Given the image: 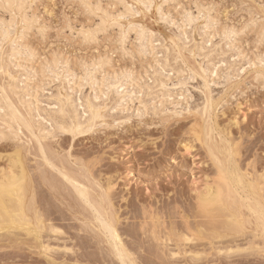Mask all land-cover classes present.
Wrapping results in <instances>:
<instances>
[{
    "label": "rangeland",
    "instance_id": "rangeland-1",
    "mask_svg": "<svg viewBox=\"0 0 264 264\" xmlns=\"http://www.w3.org/2000/svg\"><path fill=\"white\" fill-rule=\"evenodd\" d=\"M118 1H28L31 4L28 3L27 6L29 17L39 16L40 21L39 25L33 27L23 37L22 42L20 41L33 53V57H25L23 62H27L29 71L34 74L28 79L34 108L52 109L53 106L49 105L52 104L50 97L62 92H66V95L68 90H71L68 93L71 97H79L83 93L85 98L93 101L95 93L83 81L84 70L88 65H92L94 60H102V57L106 58L103 59L106 65L114 62V66H105L103 76L107 74L111 77L116 74L117 69H123L133 75L134 84L141 86L146 93L143 91L145 94H140L138 98L124 104H116L112 95L108 98L103 95V98L99 99L101 105H98L102 108L101 111L107 106L104 108L106 111H102V115L106 117L96 121L95 131L92 129L90 133L75 138L70 133L60 134L57 129L52 130L51 124L40 118L28 117L24 106L22 105V108L19 105L21 102H18V96L16 98L10 90L13 81L4 70L0 71L1 91L9 92L6 94L10 95L8 97L13 101L12 105L19 109L20 116L22 114L21 117H25L24 121L30 123L33 129L32 131L20 126L15 130L17 136L14 139L0 141V175L5 177L14 169L13 156L19 150L21 156L23 155L22 164L28 181L24 196L26 213L34 231L36 230L34 233L32 229V234L19 229L0 230V264L121 263L99 222L96 221L94 211L85 207L86 204L80 200L77 192H74L73 185L66 183L61 174L69 175L83 184L94 203L101 204L110 215L115 216L119 234L126 249L131 252V260H135L136 264H264V233L260 223L262 220H259L258 215L264 211V84L256 81L259 75L264 76V65L260 61V56L264 55V0H153L156 6L165 5L159 13L155 7L149 13L140 3L137 4L136 0H123L124 4L131 6V10L140 13L136 17L127 15L129 17L125 16L126 20L118 21L121 26L124 25L126 37L120 38L119 28L111 30L107 35L101 30L97 36L99 44L85 43L81 29L84 32L94 30L98 21L89 16L90 11L84 5L100 4L102 11L113 16L125 10ZM34 4L37 5L35 8ZM210 4H215V8L210 10ZM196 6L201 7L202 18L188 28L184 35L179 26L182 15L185 12L199 15ZM161 12L163 19L159 18ZM100 14L98 12L96 16L100 17ZM169 14L171 19L177 21V26L167 22ZM207 15H211L215 25L209 30V38L204 29L206 23H203L206 22ZM3 17L7 19L9 16L0 8V18L5 19ZM53 20L54 27L49 23ZM220 20L224 21L229 29L244 32L247 28V32L241 36L231 35L233 39L227 41L223 35V24L219 28L215 24V21ZM132 23L134 26L142 24L139 27L144 28V33L150 37L148 53L143 51L142 41L136 32L127 31V28H130L128 25L133 26ZM45 27L51 30L37 31V28ZM159 36L161 39L164 36L165 41ZM5 43L1 49L3 60L11 53L10 44ZM199 46L204 49V53H210L209 57L218 56L213 63L207 62L205 56L198 55L199 51L196 49L198 50ZM189 50H192L190 55ZM166 57L170 63L173 62L172 67L175 65L178 68V72L164 67L167 65ZM54 58L63 62V66L72 71L71 74L76 73L82 85L85 83L80 90L82 93H75L77 88L72 89V83L69 84L66 78L62 77L63 73L62 79H57V75L54 79L55 74H49L45 70L44 61ZM5 60L3 64L8 63ZM8 64L9 67L7 64L4 67L7 66L6 69L8 68L12 76L25 74L17 66L16 70L13 64ZM13 70L17 71L16 74ZM96 74L100 76V73ZM22 75L18 76L17 84L20 87L26 85L23 83L25 76ZM16 76L15 84L18 82ZM75 83L74 85L78 86V83ZM104 89L102 91H106ZM62 95L65 96L64 93ZM99 100L94 101L97 104ZM188 107L191 108L188 110ZM39 119L49 130L42 133L39 131ZM33 120L36 122L33 123ZM4 128V123L0 121V130ZM37 135H40L38 141L44 148L42 150L47 152L44 155H48V151L53 152V155L49 153L46 156L51 157L49 165L45 163L42 157L44 155L40 156L39 152L43 151L41 146H38ZM44 146L49 147L47 149ZM54 165L62 171L61 174L57 168V171L53 170ZM221 171L229 176V192L233 193V196L230 194L229 207L225 212L208 216L199 207L200 199L206 189L213 186L212 183L214 186L217 184ZM246 176L249 177L245 178ZM239 177L243 179L244 186L235 183ZM232 188L236 192L230 191ZM247 195H250V202ZM250 208L257 209V214ZM236 212L240 214L243 222V230L239 231L240 233L233 231L231 222L229 223V217ZM51 228H59L62 236L59 233L52 234ZM49 234L51 237H48ZM184 237L193 240L185 241ZM168 238L170 241L166 242ZM216 240L219 241L216 243ZM227 249L233 252L225 253Z\"/></svg>",
    "mask_w": 264,
    "mask_h": 264
},
{
    "label": "bare ground",
    "instance_id": "bare-ground-1",
    "mask_svg": "<svg viewBox=\"0 0 264 264\" xmlns=\"http://www.w3.org/2000/svg\"><path fill=\"white\" fill-rule=\"evenodd\" d=\"M29 0H0V8L5 12V13H7L8 14V18L6 19L5 17H3V18H5V19H1L0 18V71L1 70H4V72L7 74V76L8 77H10V79L13 81V83H11V85H10V90H11V92L14 94V95H16V98H17V96H18V100H20V101H18L20 104L19 105H23L24 106V109H26V111H27V113L29 114V116L28 117H33V118H40L42 121H45V122H47V123H49V124H51V128H52V130L54 129V130H58V132H60V134L62 133H70L73 137H75L76 138V136H78V135H82V134H85V133H90V131H92V129H94V126L96 127V125H95V123H96V121L98 120V119H103V118H105L106 117V115L104 116V115H102V111L103 110H105L106 108L105 107H107L106 105H105V109L103 108V110L101 111V109L102 108H100V106L99 105H101V104H99V102H100V98H103V95H105V96H107V98L108 97H110V95H112L114 98L113 99H115V102H116V104H124L125 102H127V101H129V100H132V99H134V98H138L137 96L138 95H140V94H145L146 93V91H145V89L144 90H142V87L140 86V87H138L136 84H134V80H133V75L132 74H130V73H128V75L131 77V79H127V77H125V79L127 80V86L125 87V89H124V92L123 93H120V92H118L117 91V89L115 88V87H110L109 85H107V84H105V79H106V76L104 75L103 76V72H104V68L105 67H103L102 69L101 68H99V67H95L93 64L92 65H88L87 67H86V70H84V75L85 76H83L84 77V79H83V81L87 84L86 86H88V87H90L91 88V90L95 93V94H93L94 96V100H99V101H97L98 103L96 104L95 102L96 101H92L90 98H85V95L82 93V92H80V90L82 89V87H84L83 85L85 84H83L82 85V81L80 80V79H78L79 78V76H78V78H77V75H76V73H74L75 75H73V74H71L72 73V71L71 70H68V68L67 67H65V66H63V62H60V60L58 59V58H54L53 60L51 59V60H46V61H44V67H45V70L49 73V74H55L54 76H53V78L55 79L56 78V75L58 76L57 77V79H62V77H65L66 78V80L68 81V83L69 84H71L72 86V89H74L75 90V88H77V92H75L76 94H79V93H82L81 95H79V97H71V94H68L71 90H68L69 92L65 95V93L66 92H62L61 94H57L56 96L54 95V96H52V97H50L51 98V100L50 101H52V104H49V105H51V106H53V108L52 109H49V110H46V108H42L41 110H43V111H41L40 109H38V107H36V108H34L33 107V105L35 104H33V99H32V95L33 94H31L30 93V90H29V81H28V79H31V77H33L34 76V74H33V72L32 71H29V69H28V67H27V62H23V60H24V58L25 57H27V58H31V57H33V53L29 50V48H27V46H24L21 42H22V39H23V37L34 27L33 25H34V21H33V18L31 17H29V14L27 13V6H28V2ZM138 3L137 4H141V5H143L144 3H145V0H136ZM122 3V4H124V2L125 1H123V0H119L118 1V3ZM148 2H151V3H153L154 1L153 0H148ZM32 3V2H31ZM30 4V3H29ZM31 5V4H30ZM29 5V6H30ZM86 5H89V7L87 8L89 11H90V13H95V14H97L98 12H100L101 14H100V16H103V14L105 13L104 11H102V9L100 8L99 10L95 7V6H93L92 4H90V3H87ZM129 5V4H128ZM159 6V5H158ZM197 7V6H196ZM199 7V6H198ZM131 8V7H130ZM130 8H124L125 10H123V12L122 13H128L129 14V16H130V13L133 11V10H131ZM201 8V7H200ZM31 9V8H30ZM135 10V9H134ZM160 11V10H159ZM156 12H158V11H156ZM121 13V12H120ZM150 13V12H149ZM159 13V12H158ZM189 13V12H188ZM206 13V12H205ZM209 13V12H208ZM207 14V13H206ZM210 14V13H209ZM147 15V14H146ZM158 15V14H157ZM160 15V14H159ZM200 15V14H199ZM99 16V15H98ZM109 16V15H108ZM126 16V18H128L127 17V15H125ZM152 16V15H151ZM133 17V16H132ZM131 17V18H132ZM136 17V16H135ZM164 17V16H163ZM203 17H204V15H203ZM206 17V16H205ZM208 15H207V17H206V22H203V23H206V25H204L205 26V30H206V35H207V37L209 38L210 36H209V30H211L212 29V27H214L215 25H214V23H213V20H212V18H211V20H209L208 19ZM149 18V17H148ZM159 18H162L161 17V15H160V17ZM125 19V18H124ZM123 19V20H124ZM163 19V18H162ZM255 19V18H254ZM126 20V19H125ZM131 20V19H130ZM130 20H128V21H130ZM161 20V19H160ZM164 20H166L165 18H164ZM153 21V20H152ZM159 21V20H158ZM163 21V20H162ZM162 21H160V22H162ZM199 21H200V19H199ZM166 22V21H165ZM136 23V22H135ZM134 23V24H135ZM148 23V22H147ZM158 23V22H157ZM163 23V22H162ZM257 23V22H256ZM110 24V23H109ZM120 24V23H119ZM127 24V23H126ZM138 24V23H137ZM150 24V23H149ZM197 24V23H196ZM20 25V26H19ZM121 25V24H120ZM132 25H133V23H132ZM136 25V24H135ZM142 24H140L139 23V26H141ZM155 25V24H154ZM158 25H162V24H158ZM203 25V24H202ZM254 25V24H253ZM122 26H124V25H122ZM128 26H130V28L128 29L127 28V26H126V28H127V31L128 32H131V31H135L136 33L135 34H137V37L142 41L141 42V46H142V48H143V51L144 52H146V53H148V51H149V49H148V44L150 43V37H148L145 33H144V28H142V27H139V26H132L131 27V25H128ZM263 26V25H262ZM146 27V26H145ZM201 27V26H200ZM199 27V28H200ZM125 28V27H124ZM202 28V27H201ZM200 28V29H201ZM264 29V28H263ZM262 29V30H263ZM125 30V29H124ZM147 30V29H146ZM155 30V29H154ZM164 30V29H163ZM198 30V29H197ZM197 30L195 31L196 33H197ZM194 32V33H195ZM148 33V32H147ZM152 33H154V32H151V34ZM200 34H201V32H199ZM263 34H264V31L262 32ZM126 34V33H125ZM129 34V33H128ZM127 34V35H128ZM155 34V33H154ZM158 34H159V32H158ZM198 34V33H197ZM202 34H204V32L202 33ZM263 34H261V35H263ZM192 35V34H191ZM196 35V34H195ZM194 35V36H195ZM224 35V34H223ZM149 36H150V32H149ZM153 36H155V35H153ZM170 36V35H169ZM193 36V35H192ZM126 37V36H125ZM160 37V36H159ZM158 37V38H159ZM234 37V36H233ZM233 37L231 36V35H228V36H225L224 35V38H225V40H231V39H233ZM163 38H164V36H163ZM162 38V39H163ZM166 38H168V36L166 37ZM194 38V37H193ZM195 38H197V36L195 37ZM156 39V38H155ZM160 39H161V37H160ZM161 39V40H162ZM169 39V38H168ZM190 39V38H189ZM160 40V41H161ZM164 40V39H163ZM173 40V39H172ZM193 40V39H192ZM196 40V39H195ZM195 40H194V42H195ZM200 40H201V37H200ZM21 41V42H20ZM165 41V40H164ZM199 41V40H198ZM5 42H7V43H5ZM172 42V41H171ZM176 42V41H175ZM7 44V45H9V47L11 46V53L10 54H7L8 56L5 58L4 57V60L5 59H7V60H5V62L6 61H8V63H10V64H13L14 66H15V69L17 70L18 68L19 69H22L23 70V72L25 73V74H21V73H19L20 71H18V73H19V75H22V76H25L24 77V81H23V83H25L26 85H24L23 87H20L19 86V84H17V83H19V78H18V74H16V72L17 71H15V70H13V73H14V71H15V74L17 75H15V74H13V75H15L17 78H18V82L16 81V84H15V76H12L11 74H10V72L8 71V68L6 69V67H4V65L5 64H7L8 65V67L10 66L8 63H5V64H3V58H2V45L3 44ZM165 43V42H164ZM185 43H187V42H185ZM192 43V42H191ZM199 43V42H198ZM197 43V44H198ZM166 44V43H165ZM179 44V43H178ZM188 44V43H187ZM167 45V44H166ZM173 45H175V44H173ZM183 46V45H182ZM195 46H197V45H195ZM202 46V45H201ZM169 47V46H168ZM172 46H170V48H171ZM179 48H181L180 47V45L178 46ZM186 46H184V48H185ZM203 47V46H202ZM202 47H200L199 46V48H198V50L196 49V51H199V53H198V55L200 54L201 55V57L202 56H205L207 59H208V61L207 62H209V63H213V61H214V59H216L215 58V56H212V57H209L208 55L210 54L209 52L208 53H204V49L202 48ZM167 48V47H166ZM173 48V47H172ZM184 48H183V50H184ZM6 49H7V47H6ZM10 49V48H9ZM175 49V48H174ZM191 49H193V48H191ZM168 50V49H167ZM172 50V49H171ZM190 51L192 52V50H189V55L190 54H192V53H190ZM168 52H169V50H168ZM172 52V51H171ZM181 52H182V50H181ZM203 52V53H202ZM179 54V53H178ZM169 55H170V53H169ZM180 55V54H179ZM196 55H197V52H196ZM165 56H167V55H165ZM173 56V55H172ZM193 56V55H192ZM200 57V58H201ZM171 58V57H170ZM174 58H175V55H174ZM197 58V57H196ZM199 58V59H200ZM205 58V59H206ZM2 59V60H1ZM165 59V58H164ZM166 59H167V61H166V63H167V65L166 66H164L165 68H170V70L171 71H177L178 70V68H176L175 67V65L172 67V63H170L169 62V58H167L166 57ZM173 59V58H172ZM192 59V58H191ZM195 59V58H194ZM165 61V60H164ZM170 61H171V59H170ZM96 63L97 64H107V63H105L103 60H97L96 61ZM177 63H178V61H177ZM206 65V64H205ZM208 65V64H207ZM12 66V65H11ZM16 66L18 67V68H16ZM86 66V65H85ZM203 66H204V64H203ZM208 66H212V64L211 65H208ZM13 67V66H12ZM43 67V68H44ZM183 67V66H182ZM204 67H206V66H204ZM203 67V68H204ZM14 68V67H13ZM12 68V69H13ZM167 68V69H168ZM179 68H180V66H179ZM200 69H201V67H199ZM203 68H202V70H203ZM207 68H209V67H207ZM206 68V69H207ZM10 69H11V67H10ZM9 69V70H10ZM84 69H85V67H84ZM163 69V68H162ZM190 69V68H189ZM205 69V68H204ZM211 71H212V69L211 68H209ZM208 69V70H209ZM195 70V69H194ZM208 70H206V71H208ZM11 72H12V70H10ZM70 71H71V73H70ZM168 71V70H167ZM4 72H1L2 73V75L4 74ZM178 72V71H177ZM64 75H63V74ZM96 73H100L99 75L100 76H98ZM258 73V72H257ZM83 74V73H82ZM188 74H190L189 72H188ZM205 74H206V72H205ZM264 74V73H263ZM61 75H63L62 77H61ZM195 75H197V74H195ZM26 76H27V78H26ZM202 76V75H201ZM257 76V75H256ZM19 77H21V76H19ZM51 77V76H50ZM81 77H82V75H81ZM82 77V78H83ZM230 77V76H229ZM233 77V76H232ZM64 78V79H65ZM81 78V79H82ZM109 78V80H110V82H115V83H119V81H116V79H115V74L113 75V76H111V77H108ZM22 79V78H21ZM258 80H256L257 82L259 81H261V83H263L264 84V76H262V75H259L258 76V78H257ZM10 80V81H11ZM203 80H204V78H203ZM4 81V80H3ZM22 81V80H21ZM65 81V80H64ZM80 81H81V83H80ZM156 82H157V80H155ZM180 81V80H179ZM78 83V86H77V84L76 83ZM74 83L76 84V85H74ZM8 84V83H7ZM6 84V85H7ZM15 84V85H14ZM21 85V84H20ZM22 86V85H21ZM123 86V85H122ZM183 86V85H182ZM7 87V86H6ZM74 87V88H73ZM103 88H105L106 89V91H102L103 90ZM104 89V90H105ZM2 89L0 88V121L2 122V123H4V125H5V128L3 129V130H0V141H9V140H12V139H14L15 138V136H17L16 134H15V130L16 129H19L20 128V126H25L27 129H31L32 131H33V129L31 128V126H30V123L28 124V122H26V121H24L25 120V117H21L22 116V114H21V116H20V113H19V109L17 110L13 105H12V103H11V101H10V97H8V96H10V95H7V94H9V92L7 93L5 90L2 92L1 91ZM62 90V89H61ZM64 90V89H63ZM8 91V90H7ZM143 91H145V93L143 92ZM55 92V91H54ZM57 92V91H56ZM7 93V94H6ZM53 93V92H52ZM64 93V95L65 96H63L62 94ZM75 95V94H74ZM147 95V94H146ZM210 96V95H209ZM211 99H212V97H210ZM110 99V98H109ZM112 99V100H113ZM49 101V100H48ZM206 101V100H205ZM209 102H211L210 101V99L208 100ZM13 102V101H12ZM102 103V102H101ZM202 103V102H201ZM213 103V102H212ZM99 104V105H98ZM214 104V103H213ZM102 105H103V103H102ZM23 106H22V108H23ZM205 106V105H204ZM204 106H203V108H204ZM210 106V107H209ZM209 108H211V103H209ZM213 106H215V105H213ZM187 108V107H186ZM191 107H188V110L190 109ZM215 108H216V106H215ZM214 108V109H215ZM45 109V110H44ZM201 110H204V109H201ZM211 110H213V108L211 109ZM106 111V110H105ZM209 110H207V112H208ZM21 112V111H20ZM195 112H196V110H195ZM202 112V111H201ZM215 112V111H214ZM42 113H43V115H42ZM103 113H106V112H103ZM200 114V113H199ZM212 114H214L215 115V113H212ZM26 115V114H25ZM208 115V114H207ZM207 115H206V117H207ZM202 116H203V114H202ZM209 116H211V114H209ZM209 116H208V118H209ZM27 117V118H28ZM22 118H24V119H22ZM201 118V117H200ZM214 118V117H213ZM32 119V118H31ZM39 119V121H38V126L36 125V124H34V126L36 125L37 126V128H39L40 130V132L42 133V132H45V131H47V130H49V128L46 126H43V123H42V121ZM200 120V119H199ZM210 120H211V118H210ZM30 122H31V120H29ZM101 121V120H100ZM104 121V120H103ZM217 121V120H216ZM34 122H36V120H33V123ZM44 122V123H45ZM99 122V121H98ZM102 122V121H101ZM100 122V124L102 125V123ZM198 122V121H197ZM209 123V122H208ZM46 124V123H45ZM97 124V123H96ZM99 124V125H100ZM216 124H218V123H216ZM104 125V124H103ZM213 125L215 126V123H213ZM35 126V127H36ZM209 126V125H208ZM210 127V126H209ZM213 127V126H212ZM217 127H219V126H217ZM214 128V127H213ZM212 128V129H213ZM23 129H25V128H23ZM36 129V128H35ZM207 129H209V128H207ZM51 130V134L53 133V131ZM217 130H219V129H217ZM23 130H21V132H22ZM38 131V130H37ZM94 131H95V129H94ZM204 131V130H203ZM20 132V133H21ZM32 133H34V132H32ZM37 133V132H36ZM39 133V132H38ZM40 133V134H41ZM47 133H49V132H47ZM214 133V132H213ZM222 133V132H221ZM221 133H220V135H221ZM224 133V132H223ZM30 134V133H29ZM69 134V135H70ZM209 134V133H208ZM32 135V134H31ZM34 135V134H33ZM42 135V134H41ZM46 135V134H45ZM216 135V134H215ZM40 137V135H37L36 136V138H37V141L39 140L38 138ZM43 136V135H42ZM52 136V135H51ZM201 136H203V134L201 135ZM46 137V136H45ZM71 137V136H70ZM219 137V136H218ZM222 137H224L223 135H222ZM229 137V136H228ZM18 138H19V136H18ZM35 138V137H34ZM35 138V139H36ZM213 138H214V136H213ZM225 138V137H224ZM197 139V138H196ZM219 139H221V138H219ZM226 139V138H225ZM228 139V138H227ZM223 140V139H222ZM33 141H35V140H33ZM203 141V140H202ZM17 142V141H16ZM28 142H29V140H28ZM36 142V141H35ZM197 142V141H196ZM19 143V142H18ZM40 143V141H38V144ZM204 143V142H203ZM230 143V142H229ZM206 144V143H205ZM204 144V145H205ZM18 145H20V144H18ZM37 145V144H36ZM213 145V144H212ZM230 145V144H229ZM233 145V144H232ZM39 147L41 146L40 144L38 145ZM206 146V145H205ZM228 146V145H227ZM32 147V146H31ZM39 147H37V148H39ZM45 147V146H44ZM48 147L49 146H47V147H45V148H47L48 149ZM41 148V150L42 149H44L42 146L40 147ZM206 148V147H205ZM213 148H214V146H213ZM230 148H231V146H230ZM46 149V150H47ZM209 149V148H208ZM216 149V148H215ZM214 149V150H215ZM38 150H40V149H38ZM50 150V149H49ZM217 150V149H216ZM43 151V150H42ZM206 151H208V150H206ZM216 152V151H215ZM224 152V151H223ZM234 152V151H233ZM39 153H41V155L40 156H42V155H44L45 153L47 154V152H45V151H43V152H39ZM49 153H50V155H51V153H52V155H53V152L51 151H48V155H49ZM212 153V152H211ZM69 154V153H68ZM208 154V153H207ZM218 154V153H217ZM14 155V154H13ZM48 155H44V156H42L43 158H44V160H45V163H48V165L50 164V158H48V157H46V156H48ZM232 156V155H231ZM15 157V160H13L12 162H13V164H14V169L13 170H11L10 171V173L8 174V175H4L5 177H2L1 175V179H0V230H4V229H6V230H10V229H19V231L20 230H24V231H26L27 233H29V234H32L33 232L31 231L32 229H33V227H32V222L30 221V219H29V217H27V213H26V208H25V198H24V196H25V191H26V188H27V175H26V172H25V170H24V167H23V164H22V158H23V155L21 156V152L19 151V150H17V152L15 153V156H13V158ZM67 157H69V156H67ZM234 157H235V155H234ZM42 158V159H43ZM53 158V157H52ZM54 159V158H53ZM231 159V158H230ZM52 160V159H51ZM68 160V159H67ZM225 160V159H224ZM235 160H236V158H235ZM43 161V160H42ZM69 161V160H68ZM232 161H233V157H232ZM12 162H11V164H12ZM63 162V161H62ZM66 162V161H65ZM44 163V164H45ZM54 163V162H53ZM60 163V162H59ZM68 163V162H67ZM232 163V162H231ZM58 164V163H57ZM235 164H236V162H235ZM26 165V164H25ZM61 165V164H60ZM67 165V164H66ZM27 166V165H26ZM55 166V165H54ZM53 166V167H54ZM67 166H69V165H67ZM231 166V165H230ZM10 167V166H9ZM48 167V166H47ZM50 167V166H49ZM61 167V166H60ZM223 167V166H222ZM55 168H57L58 169V166L56 167H54V169L53 170H56ZM220 168V167H219ZM238 168V167H237ZM51 169V168H50ZM61 169H62V167H61ZM70 169V168H69ZM221 169V168H220ZM239 169V168H238ZM63 170V169H62ZM226 170V169H225ZM229 170V169H228ZM57 171V170H56ZM65 171V170H64ZM238 171V170H237ZM55 172V171H54ZM236 172V171H235ZM58 173L59 174H61L62 173V171H60L59 169H58ZM89 173V172H88ZM233 173V172H232ZM242 173H243V171H242ZM90 174V173H89ZM245 174V173H244ZM228 174H226V173H224L223 171H221L220 172V176H219V178H218V182H216L217 184H215V186H214V183H212L213 184V186H207L208 188L206 189V192H205V194L201 197V199H200V208H201V210L203 211V213H205V214H208V216L209 215H212V214H220V213H222V212H225L226 210H227V208L229 207V201H230V199H231V195L233 196V193L231 194L230 192H229V187H230V184H229V179L227 178V177H229V176H227ZM234 175V174H233ZM61 176H63L65 179H66V183H69L70 184V186H72V188H74L75 190H74V192L76 191L77 192V194H78V196L80 197V200H82L83 202H84V204H86L85 205V207L87 206V207H89L90 209H92L93 211H94V214L93 215H95V218H96V221H98L99 222V225H100V228H101V230L106 234V237L108 238V241H109V243L111 244V248H113L114 250L113 251H115L114 252V254L116 253V257L121 261V263L122 264H136L134 261H132L131 260V257H130V253H129V251L126 249V246H125V244H124V242H123V240H122V237H121V234H119L120 232V230L118 231V229H117V223H116V218H115V216H113V214H109V212L108 211H106L105 209H104V207L101 205V204H98V205H96L95 203H94V201L92 200V198H91V196H90V194H89V191H88V189L83 185V184H81L79 181H77L76 179H74V178H72L71 176H69V175H65V174H61ZM60 176V177H61ZM237 176V175H236ZM242 176V175H241ZM244 176V175H243ZM46 177V176H45ZM62 177V178H63ZM234 177V176H233ZM249 177V176H248ZM247 176L245 177V178H248ZM96 178V177H95ZM93 179V178H92ZM235 179V178H234ZM233 179V180H234ZM251 179V178H250ZM82 180V179H81ZM100 180V179H99ZM215 180H217V179H215ZM232 180V179H231ZM68 181V182H67ZM94 181V180H93ZM236 181V180H235ZM245 181V180H244ZM249 181V180H248ZM252 181H254V179H252ZM257 181H259V179L257 180ZM256 181V182H257ZM263 181V180H262ZM98 182V181H97ZM214 182V181H213ZM264 182V181H263ZM85 183V182H84ZM90 183V182H89ZM92 183V182H91ZM234 183V182H233ZM235 183H239V185L240 184H242L243 183V179L242 178H238V181H236ZM248 182H246V184H247ZM72 184V185H71ZM109 184H110V182H109ZM108 184V185H109ZM232 184V183H231ZM68 185V184H67ZM95 184H93V186H94ZM101 185V184H100ZM239 185L237 186V184H236V186L237 187H239ZM243 185V184H242ZM248 185V184H247ZM258 185H260V184H258ZM89 186V185H88ZM92 186V187H93ZM244 186V185H243ZM256 186V185H255ZM90 187H91V185H90ZM102 187V186H101ZM107 187V186H106ZM235 187V186H234ZM248 187V186H247ZM97 188V187H96ZM242 188H244V187H242ZM258 188V187H257ZM259 188H261V187H259ZM107 189V188H106ZM108 189H110V187H108ZM233 189V188H232ZM91 190V189H90ZM95 190V189H94ZM100 190V189H99ZM103 190V189H102ZM245 190H246V188H245ZM34 191V190H33ZM204 191V190H203ZM230 191H234V189L233 190H230ZM238 191V190H237ZM242 191V190H241ZM259 191V190H258ZM38 192V191H37ZM107 192V191H106ZM110 192V191H109ZM108 192V193H109ZM234 192H236V191H234ZM245 192V191H244ZM243 192V193H244ZM262 192V191H261ZM103 193H104V191H103ZM242 193V192H241ZM250 192L248 191V194H249ZM252 193V195H253V192H251ZM259 193V192H258ZM75 194V193H74ZM99 194V193H98ZM106 194V193H105ZM200 194V193H199ZM231 194V195H230ZM245 194H247V192L245 193ZM102 195V194H101ZM107 195V194H106ZM262 195V194H261ZM75 196V195H74ZM198 196H200V195H198ZM245 196V195H244ZM253 196H255V195H253ZM252 196V197H253ZM106 197V196H105ZM104 197V198H105ZM247 197H248V195H247ZM249 197H250V195H249ZM249 197H248V202H250L249 201ZM263 197V196H262ZM235 198V197H234ZM242 198V197H241ZM240 198V199H241ZM77 199V198H76ZM100 200V199H99ZM111 200V199H110ZM251 200V199H250ZM108 201V200H107ZM106 201V202H107ZM232 201V200H231ZM234 201H236V200H234ZM243 201V200H242ZM252 201H253V199H252ZM81 202V201H80ZM83 202H82V204H83ZM199 202V201H198ZM237 202V201H236ZM244 202V201H243ZM255 202V201H254ZM258 202V201H257ZM70 203V202H69ZM102 203V202H101ZM109 203V202H108ZM110 203H111V201H110ZM238 203V202H237ZM67 204H68V202H67ZM234 204V203H233ZM258 204V203H257ZM256 204V205H257ZM29 205V204H28ZM34 205V204H33ZM232 205V204H231ZM263 205H264V203H263ZM69 206H71V205H69ZM246 206H248V205H246ZM249 206H250V204H249ZM86 207V208H87ZM251 207V206H250ZM260 207H261V204H260ZM259 207V208H260ZM262 207H264V206H262ZM262 207L260 208V209H262ZM199 208V209H200ZM231 208V207H230ZM232 208H233V206H232ZM241 208V207H240ZM248 208V207H247ZM258 208V207H257ZM85 209V208H84ZM88 209V208H87ZM112 209V208H111ZM249 209V208H248ZM251 209V211H253L254 213H256L257 214V209H254V208H250ZM33 210V209H32ZM35 210V209H34ZM89 210V209H88ZM91 210V211H92ZM36 211V210H35ZM90 211V210H89ZM92 211V212H93ZM234 211V210H233ZM232 211V212H233ZM248 211V210H247ZM250 211V210H249ZM261 211V210H260ZM52 212V211H51ZM73 212V211H72ZM87 213V212H86ZM116 213V212H115ZM34 214V213H33ZM91 214V213H90ZM93 215H90L91 217H93ZM258 215H259V220L261 219L262 220V222L260 221V223H262L261 224V229H262V231H263V233H264V211H263V213L262 212H259L258 213ZM88 216V215H87ZM86 216V217H87ZM255 216V215H254ZM83 217H85V214H84V216ZM206 217V216H205ZM90 218V217H89ZM231 218V219H230ZM36 219V218H35ZM59 219V218H58ZM85 219H87V218H85ZM84 219V220H85ZM229 219H230V221H229V223H230V226H232L231 227V229L233 230V231H236V233L237 232H239V231H242L243 230V222H242V220L240 219V214L238 215L237 214V212L236 213H233V214H231V217H229ZM228 218H227V220H229ZM91 220L92 219H90V222H91ZM227 220H226V222H227ZM253 220V219H252ZM43 221V220H42ZM56 221V220H55ZM250 221V220H249ZM94 222H95V220H94ZM118 222V221H117ZM119 222H121L120 220H119ZM56 223V222H55ZM255 223V222H254ZM92 225V224H91ZM227 225H228V223H227ZM96 226V225H95ZM98 226V225H97ZM37 227H38V225H37ZM52 227V226H51ZM54 227V226H53ZM56 227V226H55ZM226 227V226H225ZM36 228V227H35ZM41 228V227H40ZM99 228V227H98ZM119 228V227H118ZM59 229V228H58ZM58 229H55V228H51L50 230L52 231V234L53 233H55V235L57 234L58 235V233L62 236V234H61V232L58 230ZM48 230H49V228H48ZM48 230H47V232H48ZM121 230H123V228L121 229ZM256 230V229H255ZM33 231H34V229H33ZM36 231V230H35ZM35 231H34V233H35ZM6 232V231H5ZM11 232H14L13 230H11ZM25 232V233H26ZM42 232V231H41ZM98 232V231H97ZM125 232V231H124ZM157 232V231H156ZM46 233V232H45ZM240 233V232H239ZM5 234H7V233H5ZM38 234V233H37ZM126 234V233H125ZM255 234V233H254ZM39 235V234H38ZM54 235V236H55ZM102 235V234H101ZM162 235V234H161ZM235 235V234H234ZM239 235V234H238ZM242 235V234H241ZM256 235V234H255ZM254 235V236H255ZM36 236V235H35ZM51 237V235L49 234L48 235V237ZM60 236V238H62ZM68 236V235H67ZM126 236H129V235H126ZM163 236H164V234H163ZM263 236V235H262ZM56 237V236H55ZM99 237V236H98ZM153 237H155L154 235H153ZM181 237V236H180ZM44 238H46V237H44ZM43 238V239H44ZM37 239V238H36ZM56 239V238H55ZM63 239V238H62ZM102 239V238H101ZM105 240V239H104ZM184 240L185 241H192L193 239H191V238H188V237H184ZM225 240V239H224ZM36 241H38V239L36 240ZM62 241V240H61ZM106 241V240H105ZM128 241V240H127ZM153 241H155V240H153ZM170 241V239L168 238V239H166V242H169ZM197 241V240H196ZM217 241H219V240H216V243H217ZM223 241V240H222ZM58 242H60L59 240H58ZM66 242V241H65ZM213 242V241H212ZM101 243V242H100ZM200 243V242H199ZM215 243V242H214ZM240 243V242H239ZM37 244H38V247H39V243L37 242ZM196 244V243H195ZM52 245V244H51ZM105 245V244H104ZM107 245H108V243H107ZM160 245V244H159ZM168 245V244H167ZM166 245V246H167ZM109 246V245H108ZM180 246V245H179ZM215 246V245H214ZM217 246V245H216ZM44 247V246H43ZM182 247V246H181ZM60 248V247H59ZM64 248V247H63ZM103 248V247H102ZM107 248V247H106ZM171 249V248H170ZM239 249V248H238ZM258 249V248H257ZM40 250V249H39ZM43 250V249H42ZM48 250H50V248L48 249ZM52 250V249H51ZM56 250V249H55ZM98 250V249H97ZM172 250V249H171ZM262 250V249H261ZM110 251V250H109ZM112 251V250H111ZM173 251V250H172ZM229 251H232L231 249H227L226 251H225V253L227 252H229ZM41 252V251H40ZM170 252V251H169ZM181 252H183V251H181ZM233 252V251H232ZM46 253V252H45ZM113 253V252H112ZM166 253V252H165ZM171 253V252H170ZM230 253V252H229ZM228 253V254H229ZM231 254V253H230ZM225 255H227V254H225ZM115 256V255H114ZM175 255H173V257H174ZM47 257H49V256H47ZM186 258V257H185ZM200 258V257H199ZM48 259H50V258H48ZM133 259V258H132ZM119 261V262H120ZM117 262H118V260H117ZM137 262V261H136ZM51 263V262H50ZM120 263V264H121ZM137 264H139L138 262H137Z\"/></svg>",
    "mask_w": 264,
    "mask_h": 264
},
{
    "label": "snow or ice",
    "instance_id": "snow-or-ice-1",
    "mask_svg": "<svg viewBox=\"0 0 264 264\" xmlns=\"http://www.w3.org/2000/svg\"><path fill=\"white\" fill-rule=\"evenodd\" d=\"M37 5H33V7L35 8ZM148 12H151L152 9L155 7L157 11H159L160 9L164 8L165 5L164 4H160L159 6H156L154 3L148 2V0H145V3L142 5ZM85 8H88L89 5H84ZM95 7L99 10L102 5L97 4L95 5ZM122 8H129L131 6L127 5V4H122L121 5ZM208 8L210 10L215 8V4H210L208 5ZM196 11L198 13H200V15H192L191 13L185 12L182 15V18L180 20V31L182 34L186 35L187 33V29L191 28L193 25H195L196 23H198L199 19L202 18V10L200 7H197ZM49 15H58V14H53V13H48ZM125 15H129L128 13H120L118 15H113V16H108L107 13H104L103 16L97 17L95 13H89V16H91L92 18L96 19L98 22L96 23V28L94 30H90L88 32H84L83 29H81V34L84 37V41L85 43H95V44H99L100 41L97 40V36L100 34V31L103 30L104 33L110 34L111 30H114L116 28L120 29V38L123 39V37L125 36V30L124 27L121 26L118 21L119 20H123L125 18ZM140 15V13L138 11H132L130 13V16H138ZM161 17H163V13L161 12ZM171 14H169V18H167V22L171 23L174 26H177V21L175 19H171ZM209 20H211V15H209L208 17ZM33 21H34V27L36 25H39L40 21H39V16L33 17ZM109 21H111V23L109 24ZM50 25H52L53 27L55 26V20L49 22ZM216 27L219 28L221 26V24H223L224 26V35L228 36V35H232V36H241L243 35L245 32H247V28L244 29V32H237L235 29H229L227 24L220 20V21H215ZM51 28L49 27H45V28H37V31H50ZM120 41L118 40L117 43H119ZM241 43H243V41H240ZM262 43H264V38H262ZM127 54L125 53V58H126ZM106 59L102 57V60ZM260 61L261 64L264 65V55L260 56ZM93 65L95 67H99V68H103L105 66H114V62H112L111 65H106V64H97L96 61H93ZM125 77H127V79H131V77L128 75V73L126 71H124L123 69H117L116 70V74H115V79L116 81H119V83H115V82H110L107 74H106V79H105V84L109 85L110 87H115L117 89L118 92L123 93L125 87L127 86V80L125 79ZM123 85V86H122Z\"/></svg>",
    "mask_w": 264,
    "mask_h": 264
}]
</instances>
